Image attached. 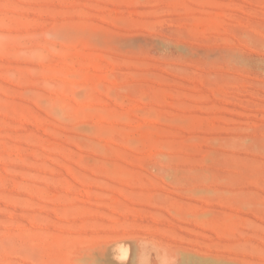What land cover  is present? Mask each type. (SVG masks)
Returning a JSON list of instances; mask_svg holds the SVG:
<instances>
[{
	"label": "rangeland",
	"instance_id": "374dc122",
	"mask_svg": "<svg viewBox=\"0 0 264 264\" xmlns=\"http://www.w3.org/2000/svg\"><path fill=\"white\" fill-rule=\"evenodd\" d=\"M264 264V0H0V264Z\"/></svg>",
	"mask_w": 264,
	"mask_h": 264
},
{
	"label": "bare ground",
	"instance_id": "6f19581e",
	"mask_svg": "<svg viewBox=\"0 0 264 264\" xmlns=\"http://www.w3.org/2000/svg\"><path fill=\"white\" fill-rule=\"evenodd\" d=\"M112 254L114 262H112L111 264H119V259L122 257V253L120 251H112Z\"/></svg>",
	"mask_w": 264,
	"mask_h": 264
}]
</instances>
